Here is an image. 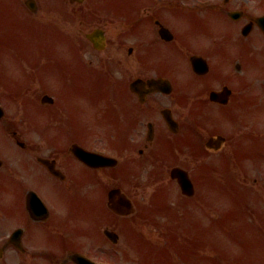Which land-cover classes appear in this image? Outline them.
<instances>
[{
    "label": "flooded vegetation",
    "instance_id": "af4514ba",
    "mask_svg": "<svg viewBox=\"0 0 264 264\" xmlns=\"http://www.w3.org/2000/svg\"><path fill=\"white\" fill-rule=\"evenodd\" d=\"M0 52V264L112 256L92 229L113 224L116 189L169 156L252 161L243 201L264 194V108H246L264 99V0H0ZM93 93L89 127L69 133L83 106L67 98Z\"/></svg>",
    "mask_w": 264,
    "mask_h": 264
},
{
    "label": "rangeland",
    "instance_id": "374dc122",
    "mask_svg": "<svg viewBox=\"0 0 264 264\" xmlns=\"http://www.w3.org/2000/svg\"><path fill=\"white\" fill-rule=\"evenodd\" d=\"M0 55H3L2 52H0ZM77 118L84 121V113L78 114ZM81 126L82 124L73 127L67 126V130L70 131ZM231 169L232 166L229 165L227 170ZM233 178L236 181L234 175ZM229 184L225 180H219V185L216 181H213L210 198L208 197L211 216L206 209L201 213L202 217L206 216V219L202 220L201 226L196 228L194 222L192 224L195 232H200L201 236L206 231L205 240L201 241L199 236L196 235L193 240L179 241L176 249L181 262L177 264H248L249 259L253 264L254 260L256 264H263L258 258V252L260 255H264V245L262 243L258 244V252H253L257 254L251 255L249 252L244 253V250H247V245L255 246L254 237L247 238L245 244L239 242V200L229 196L233 192L235 197L239 198V190L237 192L231 191L227 187ZM201 199L202 194L199 200ZM208 225H211L210 233L207 230ZM239 249H242V252H239ZM131 257L127 263L123 259V263L142 264L137 256ZM151 260L158 261L157 258ZM174 260L175 257L171 256L170 264H175ZM160 264H167L166 257L163 258Z\"/></svg>",
    "mask_w": 264,
    "mask_h": 264
}]
</instances>
